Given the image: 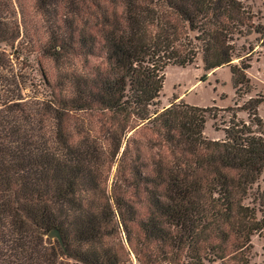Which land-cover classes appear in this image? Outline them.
Returning a JSON list of instances; mask_svg holds the SVG:
<instances>
[{
    "label": "trees",
    "instance_id": "obj_1",
    "mask_svg": "<svg viewBox=\"0 0 264 264\" xmlns=\"http://www.w3.org/2000/svg\"><path fill=\"white\" fill-rule=\"evenodd\" d=\"M19 3L0 0V264H253L264 97L157 108L198 58L248 92L245 0H32L39 22Z\"/></svg>",
    "mask_w": 264,
    "mask_h": 264
},
{
    "label": "rangeland",
    "instance_id": "obj_2",
    "mask_svg": "<svg viewBox=\"0 0 264 264\" xmlns=\"http://www.w3.org/2000/svg\"><path fill=\"white\" fill-rule=\"evenodd\" d=\"M22 11L28 17L39 18L34 12L32 0H19ZM246 5L254 15L255 24L262 25L264 28V0H245ZM237 45H244L247 49L244 61H250V67L247 70L249 86L247 93L241 92L239 97L235 96L232 85V75L230 68L227 66L216 68L206 72L203 68L201 59L197 62L185 66H168L164 71V80L157 104V108L168 106L173 97L176 101H184L187 104L206 107L214 105V112L217 118L226 115L224 111L229 106L234 107V111L240 109L243 103L247 102L250 97H264V34L261 36H249L248 38L237 41ZM239 59L234 60L238 62ZM49 73L54 74L51 62L42 58ZM25 66V65H22ZM26 71V69H25ZM234 102L237 104H234ZM258 115L264 120V103L258 106ZM229 113V112H228ZM237 117L246 118V113L236 112ZM220 127V126H219ZM204 133L210 138L220 137V132L212 128V121L207 120L204 127ZM264 178V174H263ZM253 264H264V229L260 235L252 237Z\"/></svg>",
    "mask_w": 264,
    "mask_h": 264
},
{
    "label": "water",
    "instance_id": "obj_3",
    "mask_svg": "<svg viewBox=\"0 0 264 264\" xmlns=\"http://www.w3.org/2000/svg\"><path fill=\"white\" fill-rule=\"evenodd\" d=\"M47 237L49 238H54V239H57L59 241V243L63 246V238H62V235L60 233V231L57 229V228H52L48 234L46 235Z\"/></svg>",
    "mask_w": 264,
    "mask_h": 264
}]
</instances>
